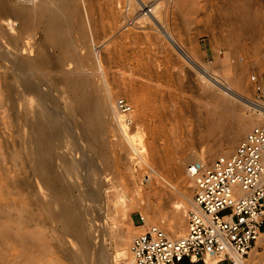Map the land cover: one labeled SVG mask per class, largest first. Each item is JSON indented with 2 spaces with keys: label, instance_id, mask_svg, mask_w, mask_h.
<instances>
[{
  "label": "rangeland",
  "instance_id": "1",
  "mask_svg": "<svg viewBox=\"0 0 264 264\" xmlns=\"http://www.w3.org/2000/svg\"><path fill=\"white\" fill-rule=\"evenodd\" d=\"M16 3L17 0H8L10 5ZM74 3L79 8L77 14L80 12L82 16L74 18L72 24L79 26L69 28L68 44L82 55L103 102L97 139L85 142L78 137L79 131L73 129L69 141L80 145L75 159L82 154L88 160L86 164L95 163L101 168L103 183L88 200L85 192L91 181L87 172L75 171L73 181H77V188L71 190L70 198L79 190L84 194V201L79 203L81 212L76 210V214L81 213L83 227L91 225L94 240L89 253L86 251L79 258L82 264H100L94 255L101 247L106 259L103 264H119L127 257L132 237L142 231L139 215L147 218V224H158L172 239L183 235L193 193L186 166L192 162L207 164L217 155L231 152L245 133L263 120L254 104L250 75H264V0H74ZM13 10V7L3 10L0 3V46L10 55L7 60L0 57V72L6 66L13 71L12 62L22 56H35L38 48L46 44L42 29L32 25L24 30ZM17 35L19 41L15 39ZM48 52L55 54V48L49 45ZM219 52L225 58H220ZM240 67H244L243 85H235L233 77ZM203 71L209 76L203 75ZM6 89L0 93V264H7L2 236L5 222L18 224L24 232V247L27 251L31 249L28 252L34 251L38 235L47 240L53 252L42 263L56 260L75 264V257L66 258L64 254L70 249L76 251L77 238L56 218L58 206L45 201L46 191L39 190L29 168L31 162L26 161V172L20 171L22 131L26 125H22L17 102L10 89ZM118 99L130 106L127 113L117 109ZM126 114L133 118L127 132L138 135L136 138L129 133L134 136V141L128 138L132 145L117 128V115ZM245 120L250 121L244 124ZM236 125L244 128L232 146H227L225 140ZM208 149L211 155L205 157ZM182 201L184 224L177 235L166 225ZM84 203L90 206L87 208ZM150 205L158 209V215L151 214ZM40 219L44 225L38 229ZM15 235L13 229L12 254L20 244ZM253 248L255 251L250 250L248 260L252 264L263 263L262 234ZM30 256L36 258L30 253L27 259ZM21 260L24 258L18 261L23 264L25 260ZM210 261L216 259L208 257L207 263ZM8 264L15 263L10 260Z\"/></svg>",
  "mask_w": 264,
  "mask_h": 264
},
{
  "label": "bare ground",
  "instance_id": "2",
  "mask_svg": "<svg viewBox=\"0 0 264 264\" xmlns=\"http://www.w3.org/2000/svg\"><path fill=\"white\" fill-rule=\"evenodd\" d=\"M0 3L1 8L5 11L11 10L13 7L14 14L22 23L24 30L27 28L29 29L32 25L39 27V29L41 28L43 37L46 41V44L38 48L35 56H32L31 58L22 56L15 62H12L10 65H13V71H11L12 69L10 70L7 66L3 67V65V68L1 67L0 93L2 94L3 91L5 92L6 87L10 89L12 93L11 97L13 96V100H16L17 102L20 117L19 119L22 125H26V128L22 131V154L19 165L20 171L26 172V161L31 162L29 168L33 175H35L36 183L40 187L39 190L44 188V192L46 191L45 201L49 205L58 206L56 218L59 222L61 221L69 233L77 238L78 245H76V251L70 249L65 252L64 256L66 258L75 257V264H82L80 259L86 251L89 253L88 250L94 244V240L92 230H90V228H92L91 225L83 227L82 223L84 220L81 213L76 214V210H81V208L79 209V203L83 200L84 194L82 195L81 190H79L78 194H75L72 199L70 198L71 190L77 188V176L75 177L76 182L73 181L75 171L81 169L85 171V174L87 172L88 179L91 181V184L90 182L88 184L90 186H87V192H85V195L89 196L87 198L88 200L97 193L103 183L100 178V167L98 168L95 163L86 164L88 160L86 159L87 161H85V156L82 154H80L79 158L75 159L74 153L81 148L78 143L76 144L75 142L74 144H70L69 141L73 137V129H76L75 132H77V130L79 131V135L77 134L78 137H82L85 142H93L97 139L98 134L101 132L102 122L100 115L103 109V102L97 92V88L92 84V76L81 59L82 55L74 46H72L71 43V46L68 44L70 42L69 38L71 37L69 34V28L76 25L72 23H74V18L78 19L76 17L80 14V12L77 14V10L79 8L76 7L74 0H17V3L13 5L8 4V0H1ZM53 4H55V6H52ZM84 27L85 26L81 27L82 30ZM66 29L68 30L66 31ZM18 35L15 37L17 41L20 39ZM49 45L55 48V54L54 52H48ZM8 56H10L9 53L4 51V49L0 46V57L7 60ZM243 68L244 67H240L233 77L232 82L235 85H243ZM203 73L205 76L208 75L206 71H203ZM2 76H4L5 79L4 77L2 78ZM117 109L119 110L118 106ZM117 117L119 118V120L117 119L116 121L118 126L117 128L130 143L132 135H137L136 133L132 134L131 132H127L128 129L130 130L129 124L133 122L132 115L126 114L121 117L117 115ZM249 121L250 120H245L244 124ZM72 122L73 124H71ZM240 126L242 127L241 124ZM241 127L239 128V126H237V128L231 132L229 138L225 140V144L227 146H232L236 136L239 134V131L244 128V126L243 128ZM137 149L135 148L134 150ZM92 154L95 156L96 153L93 152ZM210 155L211 150L208 149L205 153V157H209ZM194 163H189L186 166V172L189 176V166ZM77 186L79 187V184ZM189 202L191 205L192 197ZM89 206L90 205H87V208ZM184 208V201L180 203L178 202L172 216L170 215V221L166 226L173 234L179 235V232L182 229L184 224ZM83 210L82 213L87 211L83 212ZM157 210L158 209L154 205H150V212L153 216L159 214ZM93 213L92 215L97 214ZM86 214H88V212ZM90 214L91 212H89V215ZM51 216L52 215L49 217ZM88 218H90V216H88ZM42 219L38 220V229L41 228V225H44V222L42 223ZM13 229L16 230L15 237L20 243L17 250H15V247L17 246L16 244V246L14 245L15 247L12 248L15 250L14 254L11 253L10 248L12 246H10V241H12ZM261 234L262 237H264V232ZM261 234L259 236H261ZM2 236L4 247L3 254L6 257L7 264L10 260L15 264H18V261L22 258L25 260L23 264H62L60 261L56 260L45 263L53 251L47 244V240L43 239L41 235H38L35 239L36 245L33 248L34 251L32 249L33 252H28L31 249L27 251V248L24 247L25 245L22 242L24 232L19 230L18 224L11 225L5 222L2 226ZM101 249L102 248L100 247L96 250L94 258L99 260L101 262L100 264H103L105 254ZM252 251H255L254 248H252ZM30 253H33L38 260L31 256L27 259V256H29ZM118 254L122 256V252ZM88 255L91 256L90 254ZM79 256L81 258H79ZM32 258L34 260H32ZM209 259L211 258L209 257ZM24 260H21V262ZM42 260L45 261L42 263ZM87 264H89V262ZM93 264L95 263L93 262ZM210 264H214V262L210 261Z\"/></svg>",
  "mask_w": 264,
  "mask_h": 264
},
{
  "label": "built area",
  "instance_id": "3",
  "mask_svg": "<svg viewBox=\"0 0 264 264\" xmlns=\"http://www.w3.org/2000/svg\"><path fill=\"white\" fill-rule=\"evenodd\" d=\"M250 81L263 120L231 152L189 166L193 193L183 235L172 239L139 215L142 231L132 237L119 264H175L184 257L252 264L249 252L264 230V75H250ZM117 106L130 108L123 99Z\"/></svg>",
  "mask_w": 264,
  "mask_h": 264
},
{
  "label": "crops",
  "instance_id": "4",
  "mask_svg": "<svg viewBox=\"0 0 264 264\" xmlns=\"http://www.w3.org/2000/svg\"><path fill=\"white\" fill-rule=\"evenodd\" d=\"M220 58H225V57H222L221 56V53L219 52V55H218ZM207 257H204L203 259H191V258H188V257H184L183 259H181L179 262H176L175 264H208L207 261H206ZM208 260V259H207ZM224 262H227V261H215L214 264H222ZM210 264V263H209ZM227 264H229L227 262ZM261 264H264L261 263Z\"/></svg>",
  "mask_w": 264,
  "mask_h": 264
}]
</instances>
